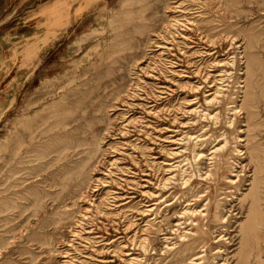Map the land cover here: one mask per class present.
<instances>
[{
	"label": "rangeland",
	"instance_id": "obj_1",
	"mask_svg": "<svg viewBox=\"0 0 264 264\" xmlns=\"http://www.w3.org/2000/svg\"><path fill=\"white\" fill-rule=\"evenodd\" d=\"M83 2L0 0V14H26L15 25L43 14L44 26L6 34L28 61L0 64V264H174L180 215L208 202L206 264H240L229 242L251 224L255 179L264 223V0Z\"/></svg>",
	"mask_w": 264,
	"mask_h": 264
},
{
	"label": "bare ground",
	"instance_id": "obj_2",
	"mask_svg": "<svg viewBox=\"0 0 264 264\" xmlns=\"http://www.w3.org/2000/svg\"><path fill=\"white\" fill-rule=\"evenodd\" d=\"M160 49H163L164 46L160 45L159 46ZM254 66V62H252V65L250 63V68H251V72H252V67ZM249 75V70L247 72ZM219 79V85H222V83L225 82V77H226V72L224 73H220L219 75L216 76ZM210 79V78H209ZM217 86L213 85L210 87V91L209 94L207 95V97L211 98V100H209V104H213L214 102H216L219 98L220 95L222 94V86L218 89H215ZM243 95H246L244 101H248L251 98V86L249 85V83L247 82L246 85H243ZM194 103H188L187 104V110L190 113H199L200 111L198 110V108H194ZM191 108H194L192 110H189ZM238 107L235 108V113H241V111H239L237 109ZM243 114H245V110L243 107ZM205 115H208L207 113ZM194 140V139H193ZM184 139H173L170 141L171 145L176 146L175 149L172 150L171 153V159L176 160L175 158H179L182 154H183V149H182V144ZM218 153H224L225 156L228 155L227 150H224V146L221 148H217L211 156H213V159L216 157V155ZM199 158H202V155H197ZM211 159V160H213ZM167 168H168V174H167V178H166V182H171L172 180H174V176H173V172L175 171V166L171 163L166 164ZM222 167V166H220ZM87 169V162L84 164L82 171H78L77 173L74 174L75 179L76 178H82V176H84V170ZM243 172H244V167H243ZM207 177H210L211 175V170H209V172H207L205 174ZM236 181L239 182L240 181V175L236 174ZM84 180V178H83ZM73 183V177L69 176L68 178V183ZM236 182V183H237ZM253 184L252 187V203H249V216L247 217L248 221L251 223L250 225H245L243 224L240 227V232L239 235H236V237H232V239L230 240L229 244H232V246H238L236 250H238V254L237 257H239L238 259H240V264H264V253L263 250L261 248H259V238L257 236H254V231L255 230H262V222H259L258 220V213L260 214V203L258 201L259 197L256 194V192H254V190L257 189V187H259V182H257V180L255 179L253 183H251V186ZM255 193V194H254ZM248 196V195H246ZM199 201H202V197L199 199ZM246 204V203H245ZM192 204H188V207L186 208V210L180 215L179 220L177 221L178 224L176 225L177 228H180L181 226L184 225H188L190 230L186 231L183 235V237L185 238L186 242H190L189 244H183V257L181 258V260L179 262H176L174 264H206V257H207V252H208V248L205 244V242L202 240V237L199 236L200 233H204L203 230H201V226H202V222L207 219L209 217L208 213H209V208H210V203L208 202L202 209H193ZM246 205H244L243 211H241L239 214L240 215H244L245 211H246ZM152 208V207H151ZM149 208L148 212H152L153 209ZM151 209V210H150ZM233 211L236 209V206L232 207ZM233 211L232 214L233 215ZM263 216V214H262ZM228 217H231L228 215ZM261 221V220H260ZM237 232V231H235ZM257 232V231H255ZM257 234V233H256ZM241 235V237H239ZM226 236L220 237L219 238V242L222 243H227V240H224ZM234 238H238L239 242L235 245L236 240ZM251 239L253 242L255 241L254 244H252L251 242L249 243L248 247H247V251L245 250V240L247 239ZM237 239V240H238ZM139 243V244H138ZM134 244H136L140 249H142L145 253L148 252V245L146 243V241H134ZM203 245V246H202ZM203 248V249H202ZM126 249V248H125ZM173 249V247H172ZM199 249V250H198ZM213 251V250H211ZM224 253V251L222 250V248H219V250H217V252L215 253L216 255H219V258L221 257V255ZM128 257L131 255H127ZM236 256V255H234ZM130 261H135L134 259L130 258ZM229 260L228 259H224L223 261H219L216 264H225L227 263Z\"/></svg>",
	"mask_w": 264,
	"mask_h": 264
},
{
	"label": "crops",
	"instance_id": "obj_3",
	"mask_svg": "<svg viewBox=\"0 0 264 264\" xmlns=\"http://www.w3.org/2000/svg\"><path fill=\"white\" fill-rule=\"evenodd\" d=\"M72 1L73 3H75V0ZM85 2L86 0H84L83 3ZM25 15L26 14H0V35H4L2 36V43L5 44L4 49L0 52V64L2 67L6 64L9 67H17L20 65L25 66L28 61L27 45L23 44L21 41H18V39H20L19 36L16 37L17 40L12 41L11 37H6V34H11L14 31L21 32L26 27L32 28V30L35 32L43 30V14H28L27 16H31L28 17L29 21H24V26H20L18 23V25L14 24L17 22L18 19H20L22 16L24 17ZM77 15L78 14H73L75 18ZM84 15L85 14H79L78 16L82 17ZM69 16H72V14H69ZM37 41L38 39L35 36V39H33L32 42L37 43Z\"/></svg>",
	"mask_w": 264,
	"mask_h": 264
}]
</instances>
